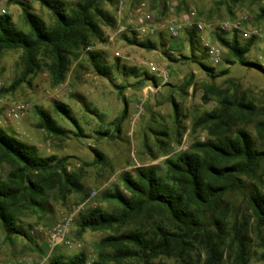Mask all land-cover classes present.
<instances>
[{"label":"trees","instance_id":"obj_1","mask_svg":"<svg viewBox=\"0 0 264 264\" xmlns=\"http://www.w3.org/2000/svg\"><path fill=\"white\" fill-rule=\"evenodd\" d=\"M35 1L49 10L53 17L51 25L33 13L32 7L22 0L10 2L21 9L27 30L18 28L9 14L0 13V53L23 51L20 75L3 88L2 93H11L22 83H29V77L42 68L47 71L51 85H59L65 80L72 60H77L94 41H107L102 25L114 28L116 24L115 17L103 8L104 2L112 3L113 0ZM260 16H264V8ZM237 32L233 31L230 40L219 37L228 53L225 63L257 68L264 73L258 55L252 52L255 38L251 36L240 41ZM131 35L127 39L129 43L149 50L155 48L151 40H138L134 33ZM186 36L191 48L201 47L202 52L205 51L199 45L195 30H187ZM87 54L98 74L111 75L112 68L103 61L100 53L87 51ZM199 64L210 78L229 74L228 68L216 71L212 66ZM114 69L126 77L136 78L137 86L147 81L156 84L154 76L135 66H120L118 59ZM225 81L229 84L225 88L204 85L202 100L207 102L214 97L218 103V107L204 112L194 123V126L204 128L207 138L193 142L188 151L167 158V176L153 167H135L132 174L125 172L122 175L128 194L115 188L103 195L104 200H112L119 206L117 211L95 206L78 213L77 234L86 229L124 227L101 239L100 246L112 250L109 256L100 252L98 259L88 262L87 255L80 251L68 257H53L49 264H105L107 259L118 262L135 259L140 264H168L166 260H174L190 264L192 252L201 259V251L197 249L204 251L202 264H220L231 257L237 264L248 262L252 242L246 223L235 222L230 229L226 228V216L232 208L227 197L234 192L242 194L257 229L264 230V193L254 184L247 188V180L256 179L264 165V101L262 105L255 104L236 90L231 91L235 86L231 78ZM112 86L123 99L124 86L114 82ZM170 102L178 119V105L172 98ZM54 110L74 125L76 136H83L81 126L67 104L55 101ZM35 113L39 126L47 133L64 134L65 130L46 111L36 106ZM126 113L125 106L120 116L113 120L115 133L106 130L97 131V134L116 138ZM248 123H252L256 137L246 127ZM94 151V162H101L102 155ZM68 159L69 156L56 154L41 155L35 145L0 126V166L8 167L7 173L0 175V226L8 239L21 237L32 241L22 218L29 213H49L50 197L64 201L72 192H83L79 176L67 170ZM145 213L150 218L146 224L125 227L132 218ZM258 247V261L264 264V234L260 235Z\"/></svg>","mask_w":264,"mask_h":264},{"label":"rangeland","instance_id":"obj_2","mask_svg":"<svg viewBox=\"0 0 264 264\" xmlns=\"http://www.w3.org/2000/svg\"><path fill=\"white\" fill-rule=\"evenodd\" d=\"M11 0H0V13H7L12 17L18 28L27 30L23 21L21 9ZM32 7V12L42 18L48 25L53 23V17L38 1L22 0ZM74 3L78 0H66ZM143 2L153 14L154 20L181 21L184 14L193 11L194 20L208 25L197 33L199 45L211 42L220 47L221 60L214 64L211 56L202 52L201 47L191 48L187 41L186 28L178 38H171L166 33H159L152 38L154 49H146L127 41L131 33L115 35L114 28L102 25L106 42L94 41L90 47L81 52L77 60L70 62V69L65 80L57 86H52L47 71L42 68L29 77V83H22L11 93H2L17 79L22 70L23 51L20 49L6 50L0 53V126L16 133L23 141L33 144L41 155L56 154L69 156L68 172L79 176L83 192H72L64 201L48 199L49 213H29L22 218L27 226L32 241L21 237L8 239L0 226V256L10 262H15L22 255L39 258L48 251L44 235L35 232V227L49 228L60 217L74 207L85 204L79 212L89 210L95 206L109 211H117L118 205L112 200H104L103 195L109 190L118 188L124 194L128 191L123 185L122 175L131 173L135 167H153L160 174L167 176L165 160L176 154L188 151L195 141H204L207 133L203 127L194 126L196 119L204 112L218 107L217 99L211 97L207 102L202 100L204 85L214 84L225 88L229 84L226 78H231L238 94L262 105L264 101V73L257 68L242 67L239 64L227 65V50L219 42V37L230 40L233 32L220 31L218 24L230 22L240 15L248 14L251 18L244 23V27L264 28V16H260L264 8V0H128L124 4L121 14L113 0L104 2L103 8L112 14L116 23H125L133 17L134 5ZM194 30V29H193ZM238 39L245 41L243 31L238 30ZM110 37H113L110 40ZM194 49V50H193ZM87 51H97L103 61L111 66V75L98 74L92 67ZM168 52L171 57L165 53ZM253 54L258 55L259 63L264 67V40L255 39ZM187 56L186 59L180 56ZM172 58V59H170ZM118 59L119 65L135 66L141 72H146L156 78V84L151 81L142 86L135 85L136 78L126 77L114 69ZM199 62L212 66L216 71L229 69L227 76L210 78ZM152 63L162 74L154 73L148 64ZM112 82L124 86L123 99L118 95ZM178 105L179 117L173 113L170 99ZM67 104L74 118L82 128L83 136H76L74 125L54 110V102ZM14 104H28L27 113L21 118L7 117V109ZM46 111L65 132L60 136L50 135L39 126V118L35 107ZM126 106V117L121 124V131L116 138L101 136L97 131L115 133L113 120L120 116ZM246 127L256 137L252 123ZM99 152L103 160L95 163V151ZM8 171L6 165L0 166V175ZM247 188L256 185L264 193V165L256 179H248ZM95 192V195H91ZM84 196V198H83ZM232 208L226 216V228L233 223H246L248 235L251 239V250L246 264H263L258 261L260 249L258 242L264 230L257 229L251 217L247 203L238 192L227 197ZM78 212V213H79ZM75 216L70 227L71 244H60L50 251L49 261L53 257H68L80 251L88 257V262L98 259L100 252L111 253V249L100 246L102 238L120 232L124 227L110 229H86L77 234V219ZM149 216L145 213L134 217L125 227L146 224ZM197 245V244H195ZM198 260L194 252L190 257V264H202L204 251ZM192 258V259H191ZM49 261L47 264H49ZM168 264H188L185 261L166 260ZM105 264H140L135 259L114 261L107 259ZM220 264H237L233 257L224 259Z\"/></svg>","mask_w":264,"mask_h":264},{"label":"built area","instance_id":"obj_3","mask_svg":"<svg viewBox=\"0 0 264 264\" xmlns=\"http://www.w3.org/2000/svg\"><path fill=\"white\" fill-rule=\"evenodd\" d=\"M128 0H115L118 13L121 14V11L124 9V4ZM133 17L130 20H126L125 23H121L118 20V23L115 24L114 34H124L125 32L134 33L135 37L138 40H145L156 37L159 33H166L171 38H178L180 34L186 28H192L197 33L203 31L209 26L194 20L195 13L193 11L183 15L180 22L176 20H154L153 14L147 9L143 2H140L134 5ZM251 18L248 14L240 15L237 19L230 22H222L218 24L217 29L220 31H238L241 30L244 33V36L251 37L253 36L257 40H264V28H251L246 29L244 23ZM113 37H110L112 40ZM201 45L205 48L206 52L211 56L214 64H218L221 60V50L218 45H215L209 41L202 42ZM151 71L154 73L159 72L152 63L148 64ZM2 82L0 81V88ZM28 104H14L8 107L7 117L11 118H21L27 113ZM91 195H95V192H92ZM85 204L83 202L81 205L72 208L68 212L64 213L58 221H56L49 228L35 227V232H41L44 235L45 242L48 246V251L39 258H32L29 255L20 256L15 262H10L7 259L0 256V264H47L49 261L50 251L60 244H71L72 239L70 236V227L75 216L80 211L81 207Z\"/></svg>","mask_w":264,"mask_h":264}]
</instances>
